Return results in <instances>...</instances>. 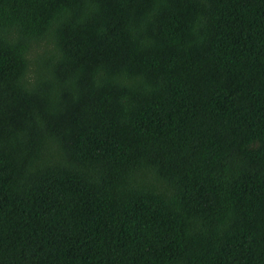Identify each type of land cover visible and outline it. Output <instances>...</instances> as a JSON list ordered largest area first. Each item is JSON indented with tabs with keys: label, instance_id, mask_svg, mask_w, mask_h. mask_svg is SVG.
Here are the masks:
<instances>
[{
	"label": "trees",
	"instance_id": "16d2710c",
	"mask_svg": "<svg viewBox=\"0 0 264 264\" xmlns=\"http://www.w3.org/2000/svg\"><path fill=\"white\" fill-rule=\"evenodd\" d=\"M0 264H264V0H0Z\"/></svg>",
	"mask_w": 264,
	"mask_h": 264
}]
</instances>
